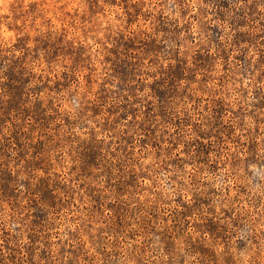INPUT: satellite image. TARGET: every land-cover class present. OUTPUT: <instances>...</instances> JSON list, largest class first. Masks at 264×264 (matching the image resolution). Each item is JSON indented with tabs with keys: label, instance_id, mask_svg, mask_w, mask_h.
Listing matches in <instances>:
<instances>
[{
	"label": "clouds",
	"instance_id": "clouds-1",
	"mask_svg": "<svg viewBox=\"0 0 264 264\" xmlns=\"http://www.w3.org/2000/svg\"><path fill=\"white\" fill-rule=\"evenodd\" d=\"M0 166V264H264V0H0Z\"/></svg>",
	"mask_w": 264,
	"mask_h": 264
},
{
	"label": "rangeland",
	"instance_id": "rangeland-1",
	"mask_svg": "<svg viewBox=\"0 0 264 264\" xmlns=\"http://www.w3.org/2000/svg\"><path fill=\"white\" fill-rule=\"evenodd\" d=\"M218 6L222 7L226 4V0H217ZM242 22V21H241ZM212 32L214 34V38L219 35L218 30L213 27ZM248 35L246 33H237L236 39L242 40L247 39ZM123 45L125 56L121 58L119 54H116V60L113 62V70L115 74L120 77L122 82H127L128 79L132 76L133 72L136 69V65H134L131 60L128 58L130 55L129 50L135 47L134 42L129 41H121ZM146 50H154L156 45L154 42H144L143 44ZM78 55V53H77ZM196 60L201 65L206 64L208 62V58L206 56H201L199 53L197 54ZM183 75V64L180 61H177L175 67L169 66L166 73H164L161 78L156 81L152 85L153 96L157 97L160 103V108L163 110L167 106V102L169 100L170 95L174 91V81L179 79ZM9 83H10V91L14 94V97L18 98L23 92V84L24 81L20 78V76L13 73L10 69L9 71ZM151 112V107H149V115ZM4 114H7V109H4ZM33 114L35 118L41 122L42 126L46 124V120L43 116V110L40 108L39 104H37L33 110ZM218 118V117H217ZM20 137L17 136V140L19 141ZM36 152H40L42 150V145L37 144L34 146ZM189 148L192 145L188 146ZM205 150V146L200 144L196 146L197 155H199L202 151ZM22 155V153H21ZM100 155L99 146L92 143H86L82 146L80 151V158L82 162V168L87 169L88 166L94 164L97 158ZM15 182V178L11 176L8 169L4 166H0V196L4 197H13L14 189L12 185ZM37 191L42 194V199L45 201H50L52 199L51 192L48 187V183L46 180H42L40 184L37 186ZM43 216L42 210L37 207L35 212V220L34 224H39L41 222ZM204 227L209 230L215 232L217 229V225L213 224L210 220ZM30 239L33 241L38 239L34 234L30 235ZM73 252V255H77L79 253V249H70ZM46 253L42 252V255Z\"/></svg>",
	"mask_w": 264,
	"mask_h": 264
}]
</instances>
